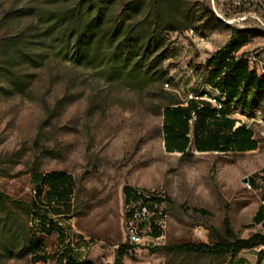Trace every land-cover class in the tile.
<instances>
[{
    "label": "rangeland",
    "instance_id": "rangeland-1",
    "mask_svg": "<svg viewBox=\"0 0 264 264\" xmlns=\"http://www.w3.org/2000/svg\"><path fill=\"white\" fill-rule=\"evenodd\" d=\"M89 22L84 53L76 37ZM231 39L264 74V0H0V192L14 201H0V264H29L35 244L47 264L63 249L111 264L121 244L132 246L123 264H228L155 248L213 243L225 216L239 237L261 229L246 225L264 195V93L231 113L256 149L163 146L165 106L216 104L208 61ZM113 63L139 71L114 77ZM35 172L71 176L67 206L37 193ZM125 186L163 199L154 243H129Z\"/></svg>",
    "mask_w": 264,
    "mask_h": 264
},
{
    "label": "trees",
    "instance_id": "trees-1",
    "mask_svg": "<svg viewBox=\"0 0 264 264\" xmlns=\"http://www.w3.org/2000/svg\"><path fill=\"white\" fill-rule=\"evenodd\" d=\"M92 22L84 26L81 35L76 37V47L83 43L84 53L90 46V40H85L86 31L90 30ZM114 33V32H113ZM85 37V38H84ZM227 46L216 50L209 58V71L207 79L220 97L204 100L201 97H194L187 101L186 105L179 102L172 103V106H165L162 111V134L163 146L168 153H179L181 156L187 155L190 144L198 152H244L257 148V142L253 138L252 130L244 123L238 122L231 116L234 107L244 110L254 108L257 98L264 93V74L258 73L250 66L248 58L237 55L243 47V43L238 40H230ZM80 47V46H79ZM145 50H148V46ZM124 58L123 60H125ZM119 63V62H118ZM114 77L131 76L138 71L129 70L124 74V66L114 65L106 69ZM209 97V96H208ZM210 99V97L208 98ZM217 105L220 107L217 108ZM191 135L192 140H190ZM32 181L37 183V193L48 198L50 204L69 203L73 185L69 174L63 172L40 173L35 172L31 176ZM253 180V176L249 181ZM44 190V192H43ZM124 203L127 206L134 200L135 189L130 186L123 188ZM264 199V198H263ZM154 202L159 207L163 199L160 196L153 197ZM0 201L14 203L7 195L0 192ZM264 201V200H263ZM53 207V206H52ZM202 214L206 212L202 209H194ZM158 211L157 208L155 210ZM36 214L40 215L39 212ZM162 214V212H161ZM129 213H126L128 217ZM42 216V215H40ZM161 217V216H160ZM262 223L264 225V205H260L256 210L251 223L246 227ZM151 235L157 238L161 234L160 228L155 224V216L151 218ZM215 241L213 243H181L158 246L155 249L166 253H179L185 255H202L210 257L228 256L229 263L243 250H250L261 247L256 255V263L261 264L264 257V234L252 233L247 238L237 236L231 228L227 216L223 220V233L214 231ZM31 249L29 264H47L48 256L38 251V244ZM132 246L121 244L115 251V256L111 264H123V257ZM55 264H91L89 261L77 260L65 249L58 254Z\"/></svg>",
    "mask_w": 264,
    "mask_h": 264
},
{
    "label": "built area",
    "instance_id": "built-area-1",
    "mask_svg": "<svg viewBox=\"0 0 264 264\" xmlns=\"http://www.w3.org/2000/svg\"><path fill=\"white\" fill-rule=\"evenodd\" d=\"M238 4V3H237ZM220 106L217 105V108ZM135 199L127 205V230L126 235L131 244L154 243L156 238L151 235V218L155 216V224L159 227L157 219L161 216V210L153 200L158 196L153 191L135 189ZM157 208V212L155 211ZM158 238V237H157Z\"/></svg>",
    "mask_w": 264,
    "mask_h": 264
},
{
    "label": "crops",
    "instance_id": "crops-1",
    "mask_svg": "<svg viewBox=\"0 0 264 264\" xmlns=\"http://www.w3.org/2000/svg\"><path fill=\"white\" fill-rule=\"evenodd\" d=\"M234 3H240V2H243L244 0H232ZM233 117V116H232ZM240 123L237 122L236 123V126L239 125ZM252 151V150H250ZM245 152V151H244ZM215 153H219V152H215ZM253 183V180L251 181ZM264 195L259 203V205L257 206L256 210L259 208L260 205H264ZM255 210V212H256ZM254 212V214H255ZM254 214L252 215L251 219H250V222L249 224L251 223V220L254 216ZM252 226H260L261 229L259 230H255L253 231L252 233L254 232H259V233H262L264 234V225L262 223H258V224H255V225H252ZM252 226H249V227H252ZM252 233L248 234V235H245V236H240L242 238H247L249 237ZM261 249V247H258V248H253V249H250V250H243L241 251L233 260H232V263L231 264H255L256 263V255H257V252ZM247 253L250 254V257L247 256ZM230 264V263H228ZM261 264H264V257H263V260H262V263Z\"/></svg>",
    "mask_w": 264,
    "mask_h": 264
}]
</instances>
